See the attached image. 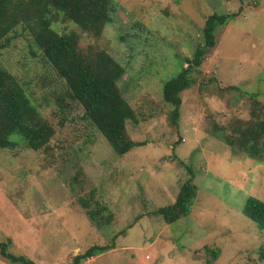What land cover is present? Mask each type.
<instances>
[{"label": "rangeland", "instance_id": "374dc122", "mask_svg": "<svg viewBox=\"0 0 264 264\" xmlns=\"http://www.w3.org/2000/svg\"><path fill=\"white\" fill-rule=\"evenodd\" d=\"M234 13L190 74L196 83L182 93L174 125L164 85L188 68L206 18ZM50 26L74 34L86 60L104 53L125 69L117 86L135 112L126 134L144 145L119 156L31 28L16 23L0 40V63L54 135L39 150L18 134L14 147L0 146V241L9 239L8 250L36 264H71L114 238L113 249L80 264H264V230L242 213L249 197L264 202V162L223 140L264 120V0H111L100 35L61 15ZM186 165L195 172L193 212L166 224L154 213L175 203ZM0 264L16 263L0 255Z\"/></svg>", "mask_w": 264, "mask_h": 264}, {"label": "trees", "instance_id": "16d2710c", "mask_svg": "<svg viewBox=\"0 0 264 264\" xmlns=\"http://www.w3.org/2000/svg\"><path fill=\"white\" fill-rule=\"evenodd\" d=\"M110 4L111 0H0V40L16 23L25 22L42 45L44 56L66 81L75 99L84 107L86 115L107 138L115 152L124 156L135 147L144 145L129 140L126 134V121L134 119L135 112L117 86L125 69L104 53L99 54L96 62L86 60L77 50L74 34L59 35L50 26L53 17L61 15L83 31L100 35L109 20ZM235 16L237 13L208 16L202 28L203 44L196 47L193 58L185 59L188 68L164 85L163 100L173 107L174 125L181 117L182 93L196 83L190 74L202 66L207 52L215 48L216 30L227 25ZM243 127L240 139L233 141L234 137H224L223 140L251 159L264 162V120H254ZM15 134L25 138L28 147L39 150L51 140L54 129L41 120L16 77L0 63V146L14 147L16 142L12 136ZM185 168L189 178L182 185L175 203L154 213L160 215L166 224L190 216L196 201L197 188L193 184L195 172L187 165ZM242 213L264 230L262 200L249 197ZM8 243L9 239L0 241V255L12 263L36 264L24 255H14L8 250ZM114 246V238L109 244H93L74 255L71 264H80L82 260L104 253ZM204 248L213 260L218 257L217 249Z\"/></svg>", "mask_w": 264, "mask_h": 264}, {"label": "crops", "instance_id": "0c3cea01", "mask_svg": "<svg viewBox=\"0 0 264 264\" xmlns=\"http://www.w3.org/2000/svg\"><path fill=\"white\" fill-rule=\"evenodd\" d=\"M193 207H194V206H193ZM193 207H192V210H193ZM192 210H191V213L193 212ZM190 215H191V214H190Z\"/></svg>", "mask_w": 264, "mask_h": 264}]
</instances>
